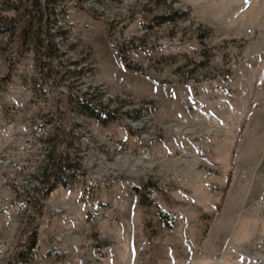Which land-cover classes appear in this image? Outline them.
Wrapping results in <instances>:
<instances>
[{
  "label": "rangeland",
  "instance_id": "374dc122",
  "mask_svg": "<svg viewBox=\"0 0 264 264\" xmlns=\"http://www.w3.org/2000/svg\"><path fill=\"white\" fill-rule=\"evenodd\" d=\"M23 3L0 0V264H264V0H58L51 75Z\"/></svg>",
  "mask_w": 264,
  "mask_h": 264
},
{
  "label": "trees",
  "instance_id": "16d2710c",
  "mask_svg": "<svg viewBox=\"0 0 264 264\" xmlns=\"http://www.w3.org/2000/svg\"><path fill=\"white\" fill-rule=\"evenodd\" d=\"M58 0H24L20 6L12 4L13 10L20 9L22 12L23 26L21 32L18 34V49L23 53L30 46L33 47L37 63L41 70L51 75L54 72H60L53 66V60L58 57L57 44L53 38V34L48 30H43L44 23L50 25L52 22V16L55 14V7ZM17 7V8H15ZM178 15L165 16L159 18V24L175 20ZM55 22V21H54ZM11 28H4L0 26V35L8 33ZM77 102L80 111L83 115L97 120L102 125H108L113 122L117 117V112L109 109L107 105L102 102H96L94 96H85L84 98H77ZM62 135L65 143L70 137L73 128L68 130L64 125L61 126ZM64 167L74 168L73 164H70L67 158H63V154L60 153L57 156H53L52 160L46 170V179L42 183V186L35 189L36 197L46 195L50 190L55 187L56 181H60L62 173H64ZM66 185V184H65ZM164 219L169 223L168 214L161 212Z\"/></svg>",
  "mask_w": 264,
  "mask_h": 264
}]
</instances>
